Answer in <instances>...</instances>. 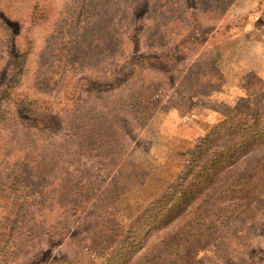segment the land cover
I'll use <instances>...</instances> for the list:
<instances>
[{"label": "trees", "instance_id": "1", "mask_svg": "<svg viewBox=\"0 0 264 264\" xmlns=\"http://www.w3.org/2000/svg\"><path fill=\"white\" fill-rule=\"evenodd\" d=\"M17 1L22 0H2L5 8L0 9V31H4L9 39L5 53L12 62L0 85V162L17 157L21 163L20 173L37 176V184L43 185L51 174L63 172L60 161L47 158V152L54 148L52 143L58 147L57 139L63 141L61 135L65 133V144L76 143L80 157L87 154L105 170L113 161L121 165L113 179L117 186L132 158L127 150L124 151L126 138L133 139L130 127L133 124L143 127L157 110L165 107V98L167 100L171 94L168 91L175 88V79L183 72L180 66L184 63L177 67L176 60L184 59L187 52H194L198 43L204 42V36L196 31H181L186 27L188 17L179 14L177 9L173 12L165 9L177 16L163 17L164 31H113L119 17L124 15L114 5H123L124 0H79L93 4L100 15L74 35L83 40L84 49L77 48L80 53L75 57L67 53L73 71L94 68L98 75L102 70V57H111L116 64L108 76L103 77L101 73L95 78L87 77L77 87L78 93L72 90L76 108L72 118L66 121L65 117L61 119L54 114V106L49 100L31 96L33 91L46 93L53 87L49 84L57 79L50 78L54 75L49 72L58 63L60 55H64L66 45L63 41L55 45L57 49L52 53L47 50L51 46L48 41L42 50L48 57L45 85L42 79L36 78L29 91H22L18 86V73L23 71L26 63L30 64L36 51V45L32 50H26L25 44L34 46L33 32L52 13L44 9L49 0H30L25 10L26 19L23 16L14 19L6 11L12 12L14 4L19 3ZM159 3L157 0H131V6L126 10L134 11L139 20L145 19L147 14L153 19L154 13L160 10L158 6H173L175 0ZM196 3L201 5L200 13L213 20L223 19L224 13L232 7L224 0H196ZM172 41L176 43L171 46ZM143 43L161 51L141 55L139 47ZM126 47L131 48L129 56H125ZM150 70L155 77H148ZM187 70L182 74L183 84L188 83ZM104 98L106 105L100 108L98 102ZM89 104L91 107L87 108ZM7 127H13L14 133L8 132ZM122 127L129 133H124ZM16 145L17 149H12ZM35 188L43 198L42 188ZM262 196L264 102L236 110L214 125L191 150L174 185L146 205L129 224L123 226L113 219L110 195L105 203L102 198L99 210L90 211L88 222L79 225L76 231L79 234L81 229L88 237L92 236L91 239L79 245L81 252H76L71 261L62 260L60 264H131L138 252L141 255L132 264H189L190 254L206 251L208 240L220 221L240 213ZM21 219L22 213L14 218V237ZM48 236L51 241L56 239L50 232ZM154 237V242L148 245V240Z\"/></svg>", "mask_w": 264, "mask_h": 264}, {"label": "rangeland", "instance_id": "2", "mask_svg": "<svg viewBox=\"0 0 264 264\" xmlns=\"http://www.w3.org/2000/svg\"><path fill=\"white\" fill-rule=\"evenodd\" d=\"M17 2L12 12L6 11V14L14 19L22 16L26 19L25 10L30 0ZM224 2L232 7L226 9L224 17L221 16L223 19L215 20L200 13L201 5L196 0H175L174 5L169 4L167 8L158 6L160 10L154 13L155 18L147 14L143 20L136 19L134 11L126 10L131 6V0H124L123 5H114L124 15L119 17L118 26L113 31H164L163 17L177 16L165 9L172 12L177 9L179 14L188 17L186 27L181 31H196L205 40L198 43L194 52H187L184 59L176 60L177 67L184 63L180 66L183 72L176 77L175 88L168 91L171 94L167 100L165 98V107L157 110L143 127L135 124L130 127L133 139L126 138L124 151L127 150L132 158L117 186H114L113 179L121 165L113 161L105 170L87 154L80 157L76 143L65 144V133L61 135L63 141L57 139L58 147L52 143L54 148L47 152V158L54 157L60 161L63 172L51 174L43 185L37 184V176L20 173L21 163L17 157L0 162V264H60L62 260L71 261L76 252H81L79 245L92 237L81 229L79 234L76 231L79 225L88 222L90 211L99 210L102 198L105 203L110 195L113 219L123 226L129 224L146 205L174 185L191 150L214 125L236 110L264 102V0H237L234 5L233 0ZM133 7L136 8L135 5ZM2 8H5V3L0 0ZM44 9L52 15L38 24L33 32L32 37L36 38L34 46L25 44L26 50H32L36 45V51L30 64L26 63L23 71L18 73V86L22 91H29L36 78L42 79L45 85L48 57L42 50L48 41L51 46L47 50L52 53L57 49V43L63 41L66 45L64 55H60L58 63L49 72L54 75L50 78L57 79L49 84L53 87L46 93L33 91L31 96L49 100L54 106V114L61 119L65 117L67 121L76 108L72 90L77 92V87L87 77L95 78L101 73L103 77L108 76L116 62L111 57H102V70L98 75L94 68L74 72L70 64L71 58L67 53L75 57L80 53L77 48L84 49L81 45L83 40L74 36L76 31L99 18L93 4L79 0H49ZM19 39L24 40L23 37ZM8 42L5 32L0 31V85L12 64L5 53ZM175 43L172 41L171 46ZM139 48L141 55L161 51L144 43ZM130 54L131 48L126 47L125 56ZM187 68L188 83L183 84L182 74ZM148 75L155 77L152 70ZM105 100L98 102L100 108L106 105ZM122 129L129 133L124 127ZM7 130L14 133L13 127H7ZM12 149H17V145ZM35 187L42 188L43 198ZM18 213H22V219L14 237L13 221ZM48 232L55 235L53 241L56 242L49 239ZM154 240L155 237L149 239L147 244ZM208 241L206 251L190 254L189 264H264V196L240 213L220 221ZM139 253L133 256L131 264L138 260Z\"/></svg>", "mask_w": 264, "mask_h": 264}]
</instances>
